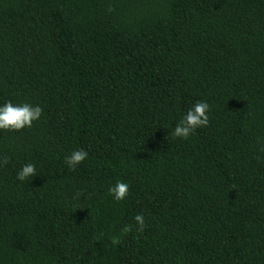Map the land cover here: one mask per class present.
Wrapping results in <instances>:
<instances>
[{
    "label": "trees",
    "instance_id": "1",
    "mask_svg": "<svg viewBox=\"0 0 264 264\" xmlns=\"http://www.w3.org/2000/svg\"><path fill=\"white\" fill-rule=\"evenodd\" d=\"M5 101L0 264H264V0H0Z\"/></svg>",
    "mask_w": 264,
    "mask_h": 264
},
{
    "label": "clouds",
    "instance_id": "2",
    "mask_svg": "<svg viewBox=\"0 0 264 264\" xmlns=\"http://www.w3.org/2000/svg\"><path fill=\"white\" fill-rule=\"evenodd\" d=\"M210 106L206 101H197L184 113L179 122L175 125L172 135L175 138L187 139L197 128L206 127L209 123L208 112ZM40 106H33L27 103L14 104L11 101H5L0 104V130L19 131L26 127H31L33 121L39 120L42 115ZM88 153L82 149L74 150L65 157V164L70 169H75L87 159ZM36 176L35 165L32 163L23 164L16 174V179L25 182ZM108 194L115 201L124 200L129 194L128 184L118 181L108 188ZM136 230L141 231L145 226L143 215L133 217ZM132 230L131 225L123 228L125 233Z\"/></svg>",
    "mask_w": 264,
    "mask_h": 264
}]
</instances>
